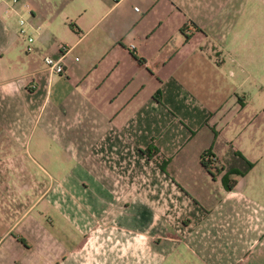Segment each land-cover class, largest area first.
<instances>
[{
	"label": "crops",
	"instance_id": "obj_1",
	"mask_svg": "<svg viewBox=\"0 0 264 264\" xmlns=\"http://www.w3.org/2000/svg\"><path fill=\"white\" fill-rule=\"evenodd\" d=\"M8 7L0 264H264V0Z\"/></svg>",
	"mask_w": 264,
	"mask_h": 264
},
{
	"label": "built area",
	"instance_id": "obj_2",
	"mask_svg": "<svg viewBox=\"0 0 264 264\" xmlns=\"http://www.w3.org/2000/svg\"><path fill=\"white\" fill-rule=\"evenodd\" d=\"M4 0H0V3L3 2ZM16 0H7L9 7H8V11L13 12L12 6L15 4ZM135 11V9H134ZM18 25L20 26L22 24V21H17ZM17 33L19 35H23V30L22 28H19ZM26 42L30 43L31 42V38L26 37ZM131 48V47H130ZM26 51H28L29 49L26 47L25 48ZM57 53L58 56L55 58H49V57H43L42 58V65L44 70L51 75H56V76H63L64 74V70L62 65L60 64V59L63 55H65L68 52V48L63 46V45H58L57 46Z\"/></svg>",
	"mask_w": 264,
	"mask_h": 264
},
{
	"label": "trees",
	"instance_id": "obj_3",
	"mask_svg": "<svg viewBox=\"0 0 264 264\" xmlns=\"http://www.w3.org/2000/svg\"><path fill=\"white\" fill-rule=\"evenodd\" d=\"M211 165V158L210 156H207L206 154H203L201 157H200V166L208 173H209V168ZM246 168L249 167V164H247L245 166ZM241 174V173H236V172H227L225 175H223L221 178H220V183L222 185V187L225 189V190H228L230 189L231 185H232V181H229L226 179V176L229 175V174ZM20 243H21V240H18Z\"/></svg>",
	"mask_w": 264,
	"mask_h": 264
},
{
	"label": "rangeland",
	"instance_id": "obj_4",
	"mask_svg": "<svg viewBox=\"0 0 264 264\" xmlns=\"http://www.w3.org/2000/svg\"><path fill=\"white\" fill-rule=\"evenodd\" d=\"M141 247L144 248V244H142ZM133 251H132V256L137 254L136 249H133ZM0 255H4L5 258H7L6 259L7 262H10V260H12L13 257H16L17 256L16 252H11V251L10 252H7V253H0Z\"/></svg>",
	"mask_w": 264,
	"mask_h": 264
}]
</instances>
